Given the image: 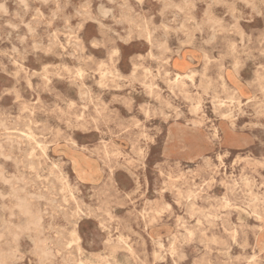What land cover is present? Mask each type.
I'll return each instance as SVG.
<instances>
[{
  "label": "rangeland",
  "instance_id": "1",
  "mask_svg": "<svg viewBox=\"0 0 264 264\" xmlns=\"http://www.w3.org/2000/svg\"><path fill=\"white\" fill-rule=\"evenodd\" d=\"M0 3V264H264V0Z\"/></svg>",
  "mask_w": 264,
  "mask_h": 264
},
{
  "label": "bare ground",
  "instance_id": "2",
  "mask_svg": "<svg viewBox=\"0 0 264 264\" xmlns=\"http://www.w3.org/2000/svg\"><path fill=\"white\" fill-rule=\"evenodd\" d=\"M2 1V0H1ZM4 3V2H3ZM1 4V3H0ZM0 6H2V5H0ZM27 6V5H26ZM128 6V5H127ZM105 7V6H104ZM125 7V6H124ZM6 8H7V6H6ZM1 9V8H0ZM127 9V8H126ZM15 10V9H14ZM206 10H208V8H206ZM36 11H38V10H36ZM107 11H108V9H107ZM81 13H83V12H81ZM112 13V12H111ZM240 13V12H239ZM14 14V13H13ZM136 13H134V15H135ZM158 14V13H157ZM1 15V14H0ZM84 15V14H83ZM133 15V14H132ZM133 18V17H132ZM33 19V18H32ZM136 19V18H135ZM137 20V19H136ZM150 20V19H149ZM35 21V20H34ZM52 21V20H51ZM29 22H30V20H29ZM28 22V23H29ZM132 22V21H131ZM32 23V22H31ZM143 23V22H142ZM149 23V22H148ZM147 24V23H146ZM150 25V24H149ZM80 26V25H79ZM138 26V25H137ZM160 26V25H159ZM27 27V26H26ZM185 27H186V25H185ZM28 28V27H27ZM162 28V27H161ZM30 29H31V27H30ZM58 29V28H57ZM157 29V28H156ZM163 29V28H162ZM154 31V30H153ZM152 31V32H153ZM129 32V31H128ZM33 33V32H32ZM29 34V33H28ZM145 34V33H144ZM156 34V33H155ZM165 34V33H164ZM31 35V34H30ZM26 36V35H25ZM128 36V35H127ZM22 38H23V36H22ZM27 38V37H26ZM153 38V37H152ZM24 39V38H23ZM125 41V40H124ZM127 43V42H126ZM81 44H82V42H81ZM80 50V49H79ZM17 64V63H16ZM172 65H173V69H174V73H175V79L176 80H178V79H180V78H184V77H189V78H192L193 77V75H194V71L191 69V67H190V61H189V59H187L185 56H183V55H181V56H177L174 60H173V63H172ZM187 65H189V67H187ZM3 67V66H2ZM186 67L187 68H189V70L187 71V70H185L186 69ZM4 69V68H3ZM261 80V79H260ZM263 80V79H262ZM237 83V82H236ZM238 84V83H237ZM239 88V87H238ZM241 88V87H240ZM82 89H85V88H82ZM87 93V92H86ZM248 97V96H247ZM2 120V119H1ZM4 120V119H3ZM13 122H14V120H13ZM256 125V124H255ZM2 128V127H1ZM3 129H5V128H3ZM14 130V129H13ZM17 131V130H16ZM5 132V131H4ZM11 133V132H10ZM27 135V134H26ZM7 141V140H6ZM14 141H15V139H14ZM35 142H37V141H35ZM15 143V142H14ZM75 144V143H74ZM75 150V149H74ZM16 151V150H15ZM25 155V154H24ZM247 158V157H246ZM29 162H31V161H29ZM34 162V161H33ZM33 162H31V163H33ZM232 164H233V162H232ZM34 165V164H33ZM7 171V170H6ZM9 173V172H8ZM79 174V173H78ZM4 176V175H3ZM79 176H81L80 174H79ZM79 176H77L78 178H79ZM12 178V177H11ZM16 179V178H15ZM81 179V178H80ZM49 182V181H48ZM53 183V182H52ZM54 184V183H53ZM70 184V183H69ZM25 187V186H24ZM192 187H194L193 185H192ZM16 188V187H15ZM51 188V187H50ZM49 188V189H50ZM24 189V188H23ZM16 192V191H15ZM51 192V191H50ZM58 192V191H57ZM54 193V192H53ZM56 193V192H55ZM1 194V193H0ZM32 194H34V193H32ZM31 194V195H32ZM86 205V204H85ZM56 207H57V205H56ZM46 210V209H45ZM40 211V210H39ZM97 215V214H96ZM29 218H31L30 217V215H29ZM41 218V217H40ZM253 219V218H252ZM254 220V219H253ZM41 221H42V219H41ZM240 221V220H239ZM38 222V221H37ZM259 222V221H258ZM39 223V222H38ZM13 224V223H12ZM35 224H37V223H35ZM125 224H127V223H125ZM20 225V224H19ZM39 225H40V223H39ZM65 226V225H64ZM127 226V225H126ZM181 226V225H180ZM36 227H38V226H36ZM1 228V227H0ZM27 228H28V226H27ZM34 228V227H33ZM38 228H40V227H38ZM36 229V228H35ZM114 229V228H113ZM2 230V229H1ZM18 230V229H17ZM37 230V229H36ZM53 230V229H52ZM27 231V230H26ZM32 231V230H31ZM33 232V231H32ZM42 232V231H41ZM45 232V231H44ZM53 232V231H52ZM56 232V231H55ZM29 233V232H28ZM36 233V232H35ZM34 233V234H35ZM43 233V232H42ZM39 234V233H38ZM62 234V233H61ZM48 235V234H47ZM35 236H37V235H35ZM64 236V235H63ZM16 238H18V237H16ZM64 238H65V236H64ZM48 239V238H47ZM14 240H16L15 238H14ZM13 240V241H14ZM32 240V239H31ZM35 240V239H34ZM58 240V239H57ZM121 240V239H120ZM51 241V240H50ZM34 242V241H33ZM63 242V241H62ZM53 244H54V242H52ZM51 243V244H52ZM64 243H65V240H64ZM233 243H234V241H233ZM35 244V243H34ZM56 244V243H55ZM59 244V243H58ZM43 245V244H42ZM65 245V244H64ZM229 245V244H228ZM47 246V245H46ZM54 246V245H53ZM57 246H59V245H57ZM0 247H1V245H0ZM34 247V246H33ZM50 247V246H49ZM65 247V246H64ZM3 248V247H2ZM54 248V247H53ZM1 249V248H0ZM35 249V248H34ZM37 249V248H36ZM61 249V248H60ZM67 249V248H66ZM130 249V248H129ZM14 250V249H13ZM4 251V250H3ZM15 251V250H14ZM46 251V250H45ZM53 251V250H52ZM131 251V250H130ZM8 252H10V251H8ZM11 252H13V251H11ZM7 253V252H6ZM36 253H37V251H36ZM54 253V252H53ZM47 254V253H46ZM73 254V253H72ZM51 255V254H50ZM66 255H67V252H66ZM4 256H7V254L6 255H4ZM15 256V255H14ZM52 256V255H51ZM180 256V255H179ZM3 257V256H2ZM67 257V256H66ZM16 258V257H15ZM19 258V257H18ZM69 258V257H68ZM3 259V258H2ZM20 259H21V257H20ZM19 259V260H20ZM66 259V258H65ZM126 259V258H125ZM182 260V259H181ZM49 261V260H48ZM68 261V260H67ZM128 261V260H127ZM177 261H178V259H177ZM44 262V261H43ZM66 262V261H65ZM129 262V261H128ZM2 263V262H1ZM51 263V262H50ZM71 263V262H70ZM113 262H111V264H112ZM41 264H43V263H41ZM72 264V263H71ZM80 264V263H79ZM128 264V263H127Z\"/></svg>",
  "mask_w": 264,
  "mask_h": 264
}]
</instances>
